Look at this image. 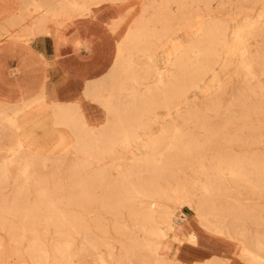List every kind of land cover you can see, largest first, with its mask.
<instances>
[{"label":"rangeland","instance_id":"374dc122","mask_svg":"<svg viewBox=\"0 0 264 264\" xmlns=\"http://www.w3.org/2000/svg\"><path fill=\"white\" fill-rule=\"evenodd\" d=\"M76 1L66 17L46 16V26L59 30L103 5L139 6L129 31L138 44L113 68L121 63V107L144 96L148 105L129 133L115 123L110 146L95 142L107 154L99 161L69 137L52 153L36 151L37 134L23 130L38 108L0 106V264H179L197 247L213 252L207 264H264V0ZM55 4L0 0V43H30ZM201 51L207 59L192 68ZM160 78L169 108L157 97ZM105 88L95 100L102 111ZM100 126L85 127L82 141L94 143ZM172 187L179 198L157 196ZM161 206L195 244L151 234L144 219ZM198 208L209 212L203 223Z\"/></svg>","mask_w":264,"mask_h":264},{"label":"crops","instance_id":"0c3cea01","mask_svg":"<svg viewBox=\"0 0 264 264\" xmlns=\"http://www.w3.org/2000/svg\"><path fill=\"white\" fill-rule=\"evenodd\" d=\"M140 13L138 5H103L82 20L64 24L53 36L38 35L30 43L3 41L0 106L19 104L27 92L42 96L38 108L44 104L49 109H78L90 125L103 123V111L87 93L109 79L117 46L135 27ZM186 252L179 264H205L215 258L211 250L201 247Z\"/></svg>","mask_w":264,"mask_h":264},{"label":"bare ground","instance_id":"6f19581e","mask_svg":"<svg viewBox=\"0 0 264 264\" xmlns=\"http://www.w3.org/2000/svg\"><path fill=\"white\" fill-rule=\"evenodd\" d=\"M82 1H85V0H82ZM94 2H95L94 3L95 5L96 4L99 5L100 3H102V1H94ZM78 7H79L78 1H76V0H57V4L53 5L52 7H48L46 9V13L39 18V20L36 24L35 34L53 36L54 34H56L58 32V28L56 26V24L58 22L55 24V29L48 28L45 24L46 23L45 22L46 16L47 17L51 16L53 19L60 17V19H61L62 17H66L68 14L72 13V11L77 10ZM88 10H89V8H88ZM213 33H214V30H213L212 26H205L203 28V34H202L203 36L209 37ZM139 37H140V34H137L134 32H129L127 34V37L123 40V42L118 44L116 53L120 54L124 51H126L127 53H130V49L134 50L136 44H138ZM207 57H208L207 51H201L198 58H197V64L192 65V68H198L200 63L202 61L206 60ZM120 65H121V63L117 64L116 68L114 69V71H112L108 80L100 83V85L97 89L90 90L87 93L88 94L87 97H89L92 101H95L96 99H99L98 98L99 91L104 90V88L106 87L105 90L108 92L107 97L105 99H103V100L101 99V101H99V102H101L100 105L103 108V119H104V121H103V123L99 124V125H102V126H100V129L98 130L99 134L97 137H95L96 139H92L93 141L94 140L95 141H94V143H91V145L85 144L82 141L83 132H85V130H86L85 127L91 126L87 122V120L84 116L85 114L82 112V110H77L75 113H73L68 109H63L60 107H55V108L49 109V107H50L49 106L48 108L47 107L45 108L44 104L39 105L40 108H38L37 103L40 102L42 96L37 95V96L31 97V96H29V93H27V92L22 93L21 102L19 104L11 106L12 107L11 110L17 113L18 111H22L23 109L25 110V109L38 108L37 110L39 112V116H38L37 120L35 122H32V124L30 126L25 127V129L23 130L24 131L23 133L34 132L37 134V136H36L37 139L35 138V140L32 144L33 147L35 149H37L36 151L45 150L46 148H48V152L52 153L61 146V144L64 142L65 137H69L75 143H79L81 148L85 147L86 150L84 151V154L87 155V157H89L90 159L95 160V161H99V160L105 158V156L107 155L106 152L103 150H98L97 146L95 145V142L97 140H100L104 144V146H110L112 144L111 140L113 139L114 135L116 134L113 130V124H115V123L119 125L121 133H125V134L129 133L130 129H131V127L129 126V124L131 123L130 119L133 120V122H134V118L132 117V115H135L139 111L138 110L139 107H144L145 105H148V101H149L144 96V97H140V100H141L140 103L137 101V99L136 100L132 99V103L130 105V108H128L129 106L126 109H123L121 107L122 106L121 100L119 99V97L116 96V92L120 93L122 91L121 83H118V78H117L119 76L118 75L119 74L118 69H120V67H121ZM167 65L168 66L170 65V66L176 68L177 70L180 67L179 62L177 60H173L172 62H168ZM161 84H162V81L160 78V79H158V85H157L158 86L157 87V90H158L157 97H159V99H161V97L163 99V97H164L165 102L163 101L164 102L163 105H164V107L169 108V106H170L169 102H168L169 98L164 96L163 93L160 92ZM44 100H46V99H44ZM87 131L93 132L94 130L93 129L91 130V128H89ZM125 137H127V136H125ZM236 162H237V159H236ZM167 165H168V162L164 163V166H167ZM212 168H213V166H212ZM213 170H214V168H213ZM202 188L203 187H201V189ZM136 195L138 197L143 196L142 193H140V192L136 193ZM157 196L163 197V198H165L166 201L169 200V202L170 201L172 202V200L180 197L178 189L173 188V187L165 190L163 193L160 192L159 195L157 194ZM143 198H145V197H143ZM143 198H142V200H143ZM119 208H120V206H119ZM169 209L170 208L167 206L166 207L161 206L158 210H156L154 212L151 211L152 213L144 219L145 221L143 223L145 225H148V230L151 232L152 235L159 236L163 239L168 237L169 239H172L173 241H176L179 244H182L183 241H188L192 245L195 244L196 243V236H195L194 232H189L187 235L181 237V234H179V231H180L179 230V224H177L178 221L177 222L175 221V219L173 218L174 213L172 214ZM204 212H202V209L198 208L197 216L200 218L201 223H203L202 222L203 220L205 221L206 216H208V214H209V212H206V213H204ZM183 217L179 216L176 219H178L182 223H184L185 218L183 219ZM147 219H148V221H147ZM205 223H206L205 225L209 226V224L207 222H205ZM60 224H62V223H60ZM155 255H156V252H155ZM255 260H257V258ZM261 261H264V259H262ZM176 262H178V261H176ZM259 263L261 264V262H259Z\"/></svg>","mask_w":264,"mask_h":264}]
</instances>
